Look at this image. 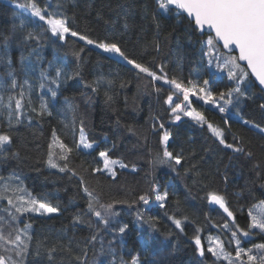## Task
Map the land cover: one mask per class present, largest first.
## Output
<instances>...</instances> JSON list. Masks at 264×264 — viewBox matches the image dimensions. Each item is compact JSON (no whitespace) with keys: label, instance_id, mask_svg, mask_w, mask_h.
Segmentation results:
<instances>
[{"label":"trees","instance_id":"trees-1","mask_svg":"<svg viewBox=\"0 0 264 264\" xmlns=\"http://www.w3.org/2000/svg\"><path fill=\"white\" fill-rule=\"evenodd\" d=\"M25 2L0 0V82H10L8 72L11 68L20 82L28 78L35 86L41 68H47L49 62L64 67L68 73L78 70L80 75L62 83L55 99L46 96L53 111L51 117L38 120L35 113L28 109L22 123L10 129L5 119V109L0 106V133L12 136V143L6 146L4 154H0V177H4L12 186L22 181L26 193L47 198L61 209L59 213L49 216L17 214V220L11 221L5 211L7 201L0 200V216L7 221H0V232L8 235L15 227L23 228L26 223L31 225L29 233L33 239L29 241L30 254L25 258V264H79L74 257L83 253L75 247V243L71 254L57 251L50 261L45 247L39 248L40 255H35L38 242L51 247L55 237L66 235L74 241H81L82 247L83 240L93 232L97 235V241L87 248V255L84 256L86 264H112L113 251L117 264L122 254L128 260L129 253L137 252L140 253L141 264H228L226 260L217 261L207 253L208 237L219 236L225 249L234 257L236 246L229 242L231 231L237 225L241 230L248 231V211L252 205L264 199V135L242 125L236 116L239 109L243 119L264 126V112L259 108L264 103V93L258 86L248 88L253 98H234L223 114L214 104H205L197 96L190 95V106L202 114L208 123L223 131L227 143L239 138L245 152L252 155L249 158L243 153H233L220 145L207 124L197 123L182 115L179 121L171 120L170 108L164 104V100L172 90L163 81L154 82L153 87L150 77L138 75L123 60L68 34L62 42L52 37L51 33H46L39 48L35 41H26V32L39 31L38 26L43 22L33 18L34 24H29L27 29L20 28L18 14L22 9L15 5ZM37 2L41 7L47 4L50 10L63 12L71 19L73 29L91 39L117 40L126 55L149 66L158 75L161 74L159 66L163 64L168 78L180 80L185 86H189L190 80L202 85L208 79L214 99L220 91L233 86L226 71L217 69L216 60L209 64L208 57L203 55V50H206L203 42L207 35L193 31L187 18L178 21L174 12L161 14L155 0H74V4L71 0H60L64 5L60 8H57L58 0ZM125 14L129 25L127 30L124 29ZM154 16L156 19H153ZM157 43L159 51L155 47ZM33 49H37L42 59H37ZM76 52L80 53L79 60ZM221 52L227 54L222 49ZM29 65L35 66L36 71L26 76L23 69ZM97 80L101 82L97 91L93 92L92 87L87 85L96 86L93 82ZM109 81L112 83L109 84ZM156 88L162 90L157 92ZM8 94V90L0 89V97H3L0 104L8 102ZM109 96L111 99H108ZM180 96H174V101L180 102ZM31 98L33 106L38 107L39 93L36 87ZM68 104L76 108L75 133L71 129L73 113L68 111ZM58 112L66 113L67 118L57 115ZM153 116L162 118L172 132L169 151H182L184 154L185 159L176 171L167 165H157L153 169L149 164L157 152L162 154L159 138L151 130ZM29 117L32 118L31 124ZM81 119L89 141L95 142L94 150L81 147L71 153L69 167L77 173L76 176L49 167L46 161L53 128L63 142L72 147L79 139ZM225 119L229 121L228 124ZM66 123L69 125L67 129ZM105 148L112 149V159L128 165L124 169L117 166L114 169L115 178L107 173L92 172L93 168L103 167L98 152ZM14 152H18V156H13ZM133 166L137 171H131ZM15 176L19 180L9 179ZM81 178L102 203L128 201L113 204V210L118 215L112 218L109 227L99 226L98 232L96 218L91 214L83 216L82 223L73 222L76 213L86 210L87 197L80 184ZM149 180L157 183L160 191L167 187L169 196L165 208H160L155 202L148 205L131 203L148 190ZM3 182L0 181V184ZM210 193L224 197L233 212L235 225L219 206L209 204ZM138 210L144 212L145 219L148 216L158 217L155 228L151 223L136 218ZM169 216L181 220L182 232L175 228ZM225 222L230 230L221 227ZM124 223L128 225L124 234L113 231ZM197 229H200L199 235L205 248L204 257L195 251L193 238L197 235ZM240 239L241 246L247 249L253 244L264 243V233L252 230L249 237ZM253 254L264 255V251L253 249ZM0 255L7 256L9 253L0 249ZM243 259L246 260V257Z\"/></svg>","mask_w":264,"mask_h":264},{"label":"snow or ice","instance_id":"snow-or-ice-1","mask_svg":"<svg viewBox=\"0 0 264 264\" xmlns=\"http://www.w3.org/2000/svg\"><path fill=\"white\" fill-rule=\"evenodd\" d=\"M74 4V0H71ZM157 9L161 14H174L178 21L182 18H187L189 26L193 31H199L201 35H207L206 41L203 42L206 50H203V55L208 57V63L211 64L213 60H216L217 69L226 71L228 80L232 82L233 86L229 87L226 91H220L214 99L213 91L209 86V80L205 79L202 85L192 82H188L189 86L177 79H169L167 73L164 71V65L159 66L160 75L153 71L149 66L138 62L134 58H130L120 47L117 40H109L105 38L103 40H94L85 34H81L79 31L71 27V19L63 12L56 10H50V5L41 7L37 0H26L25 3H17L16 8L22 9L26 15L24 19L20 21V28L27 29L29 24H34L33 18H38L43 22V25H47L46 28L43 25H39V31L28 30L24 39L26 41H35L37 48L41 45L43 39H45L46 33H51L52 37L57 38L59 41H65L66 34L72 37H78L79 40L84 41L87 45H94L97 49L102 50L105 53L115 54L122 58L127 65H130L136 73L145 74L151 78L153 87H155L156 81H163L164 84L171 86V92L164 100V104L170 108V118L173 122L181 119V114L191 117L194 121L200 124H207L209 131L219 141L220 145H223L225 149H230L233 153H243L247 157H251V152H245L243 142L239 138H234L233 143H227L223 131L215 127L213 124L208 123L205 117L190 108V95L197 96L198 99L204 101L205 104L212 103L220 111L225 113L228 105L232 104L233 99L239 100L240 98L252 99V95L247 91L248 88L258 86L261 91H264V0H155ZM63 3L58 0L57 8L63 7ZM75 15V14H74ZM125 14L124 29L127 30L129 25ZM153 19H156L154 16ZM115 23V21H113ZM159 27V24L157 25ZM122 36L123 33H120ZM222 49L226 51V55L221 52ZM157 51H159V44L155 45ZM37 55V59H42L37 52V49L32 50ZM83 51V49H81ZM238 53V54H233ZM78 60L80 53L76 52ZM222 61V62H221ZM9 66L11 60L8 61ZM26 76L33 74L36 71L35 66L29 65L23 69ZM80 75L78 70L71 73L66 72L65 68L49 62L47 68H41L39 72L38 84L33 85L30 79L25 78L20 82L15 76V70L11 69L8 72L10 82H0V89L8 90V102L6 104H0L5 109V119L8 127L11 129L14 125L22 123L25 117L26 110L30 109L35 113L38 120H42L45 117H51L53 111L46 100V96L55 99L58 96V90L62 83L67 80H71L74 77ZM254 78V80L252 79ZM100 80L94 81L93 86L89 84L87 86L92 87V91L96 92L100 84ZM112 82L109 81V84ZM36 87L39 93V105L33 106L32 104V92ZM18 89V91H17ZM161 88H156L157 92H160ZM107 95V93H106ZM182 95L183 101L176 103L174 96ZM108 99H111L109 96ZM3 97H0V101ZM222 101L223 103H219ZM27 102V104L25 103ZM259 108L264 112V103L259 105ZM68 111L73 113L71 129L75 133L77 131V117L75 115L76 108L72 104H68ZM57 115L66 117V113L58 112ZM237 118L244 126H248L251 129L257 130L260 134L264 135V126H261L254 121L243 119L240 115L239 109L236 112ZM29 124L32 122V118L29 117ZM152 120V132L158 136V143L162 146V154L157 152L156 156L149 161L150 166L154 169L157 165H167L173 171L177 170V166L182 165L185 157L183 152L173 153L169 151L168 145L172 138V132L166 127L162 118L155 116L151 117ZM225 123L229 121L225 119ZM69 125L66 123L65 128ZM132 131V129H129ZM79 139L74 143L72 147L63 142L61 137L57 134L55 128L52 130L51 142L48 144L47 165L51 168L58 169L60 172H71L73 176L77 173L73 171L69 164L71 162V153L80 149H93L94 141H89L84 127V121L79 120ZM147 137H145V140ZM12 143V136L7 133H0V154H4L6 146ZM58 149L59 151H54ZM111 148H105L98 152L100 160L103 162V167H96L92 169L93 173H107L111 177H116L117 166L121 169L127 168L125 163L111 158ZM13 156H18V152L12 153ZM62 162V163H60ZM195 167V165H193ZM131 171H137L135 166ZM188 171V169H185ZM9 179L19 180L18 176L10 177ZM0 181H4L0 184V200H6L8 208L5 211L8 212V216L11 221L17 220V214L36 213L41 216H49L56 214L61 209L52 204L47 198H38L31 193H26L23 188V182L19 185L12 186L5 181L4 177H0ZM149 187L148 190L140 194L138 197L131 201L132 204L143 203L148 205L150 202H155L160 208H165L169 191L165 187L164 191H160V186L152 180L147 181ZM80 184L82 190L87 197L86 210L83 213H76L73 216V222L82 223V217L91 214L96 218V231H99V226L109 227L112 218L118 215L113 210L114 203H127L128 201H113L112 203H102L93 191H90L87 185L81 178ZM11 193V194H9ZM26 193V194H22ZM210 203L218 205L227 217L235 225V218L233 212L227 206L223 196L215 193L208 195ZM258 210V211H254ZM136 218L138 220H145V222L151 223V226L155 228V221L158 217L148 216L145 219L143 211H137ZM169 220L175 225L176 229L183 231L182 222L175 217L169 216ZM248 231H243L237 225L235 230L231 231L230 243L235 244V255L233 257L230 251H227L224 247L223 241L219 236L208 237L209 245L206 249L207 253H210L217 261L223 259L228 264H264V255L253 254V249L264 251V243L253 244L251 248L245 249L241 246L240 237H249L252 234V230H259L260 233H264V199H261L258 203L252 205L248 211ZM0 221H4V217L0 216ZM7 223V221H4ZM31 225L25 224L23 228L15 227L13 232L8 235H4L0 232V249H3L9 255H0V264H25V258L30 254L29 241L33 239L29 233ZM224 230H230V226L225 222L221 226ZM128 229L126 223L120 224L118 228L113 229L118 234H124ZM200 229H197V235L193 238L195 244V251L200 257L205 256V248L202 246L201 237L199 235ZM66 241V242H65ZM97 241V235L93 232L89 237L81 241H74L73 238H69L66 235L55 237V242L51 247H46L43 242H38V250L35 255H40L39 248L45 247L48 259L51 261L54 258V254L57 251L66 253L73 252V244L76 248H80L83 255H77L74 257L79 264H86L84 256L87 255V248L89 245H94ZM123 248V245H121ZM103 251V249H101ZM110 251H112L110 249ZM246 257V260L243 259ZM112 264H117V259L113 251ZM118 264H141L140 253H129V259L125 260L122 254L119 257Z\"/></svg>","mask_w":264,"mask_h":264},{"label":"rangeland","instance_id":"rangeland-1","mask_svg":"<svg viewBox=\"0 0 264 264\" xmlns=\"http://www.w3.org/2000/svg\"><path fill=\"white\" fill-rule=\"evenodd\" d=\"M26 15H30V14H25V13H23V10H21V11L19 12V14H18L19 19H24ZM109 54H110V53H109ZM111 55L115 56L116 58H119L120 60H123L122 58H120L119 56H116L115 54H111ZM123 61H124V60H123ZM124 62H125V61H124ZM30 81H31V79H30ZM197 84L200 85V82H197ZM180 98H181L180 102H179V101H175V102H176V103H181V102L183 101V97H182V95L180 96ZM189 101H190V98H189ZM190 108L193 109L191 106H190ZM181 115L184 116L183 114H181ZM187 117H188V116H187ZM189 118H191V117H189ZM85 150H86V149H85Z\"/></svg>","mask_w":264,"mask_h":264},{"label":"water","instance_id":"water-1","mask_svg":"<svg viewBox=\"0 0 264 264\" xmlns=\"http://www.w3.org/2000/svg\"><path fill=\"white\" fill-rule=\"evenodd\" d=\"M199 32V31H198ZM200 33V32H199ZM221 49H222V46H221ZM223 50V49H222ZM223 52H225L226 53V51L225 50H223ZM235 54H238V53H235ZM253 80H254V78H252ZM263 93H264V91H262ZM208 202H209V200H208ZM209 204H211L212 206H218V205H215V204H212V203H210L209 202ZM221 210V212L225 215V216H227V214L226 213H224L223 212V210L222 209H220ZM228 218V217H227ZM230 220V219H229ZM231 221V220H230Z\"/></svg>","mask_w":264,"mask_h":264}]
</instances>
